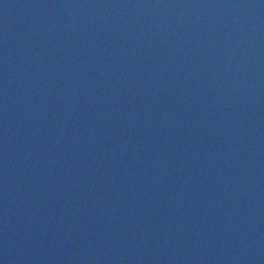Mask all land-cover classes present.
Listing matches in <instances>:
<instances>
[{"label":"water","instance_id":"1","mask_svg":"<svg viewBox=\"0 0 264 264\" xmlns=\"http://www.w3.org/2000/svg\"><path fill=\"white\" fill-rule=\"evenodd\" d=\"M0 264H264V0H0Z\"/></svg>","mask_w":264,"mask_h":264}]
</instances>
